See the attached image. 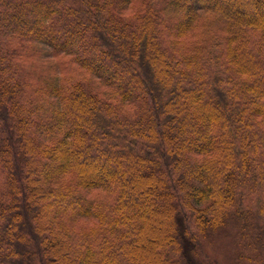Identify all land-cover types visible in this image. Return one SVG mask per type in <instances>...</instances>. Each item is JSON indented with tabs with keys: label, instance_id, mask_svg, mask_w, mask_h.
<instances>
[{
	"label": "trees",
	"instance_id": "1",
	"mask_svg": "<svg viewBox=\"0 0 264 264\" xmlns=\"http://www.w3.org/2000/svg\"><path fill=\"white\" fill-rule=\"evenodd\" d=\"M219 239L264 264V0H0V264Z\"/></svg>",
	"mask_w": 264,
	"mask_h": 264
},
{
	"label": "rangeland",
	"instance_id": "2",
	"mask_svg": "<svg viewBox=\"0 0 264 264\" xmlns=\"http://www.w3.org/2000/svg\"><path fill=\"white\" fill-rule=\"evenodd\" d=\"M46 56L51 57L52 54L46 51ZM48 58V57H47ZM57 59V58H55ZM55 59L49 58V61L45 63L46 67L48 65H52L55 61ZM29 66L31 68V72H35L34 61H31L29 63ZM236 244L232 240H223L219 239L218 241H215L213 245V253L214 255L219 259L220 264H241L239 260L237 259L236 254Z\"/></svg>",
	"mask_w": 264,
	"mask_h": 264
}]
</instances>
